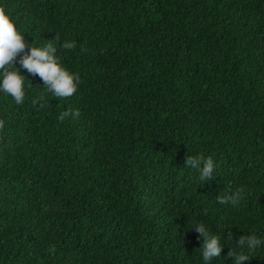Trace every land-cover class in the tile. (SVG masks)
Here are the masks:
<instances>
[{"label":"trees","instance_id":"16d2710c","mask_svg":"<svg viewBox=\"0 0 264 264\" xmlns=\"http://www.w3.org/2000/svg\"><path fill=\"white\" fill-rule=\"evenodd\" d=\"M0 6L80 77L56 99L17 63L24 103L0 91V264H206L201 222L223 245L207 264H234L229 250L264 264V244L235 242L264 240V0ZM187 155L211 157L214 178Z\"/></svg>","mask_w":264,"mask_h":264},{"label":"clouds","instance_id":"9594fccd","mask_svg":"<svg viewBox=\"0 0 264 264\" xmlns=\"http://www.w3.org/2000/svg\"><path fill=\"white\" fill-rule=\"evenodd\" d=\"M53 40L59 42V35H56ZM61 47L71 50L76 47V44L74 41H65L61 44ZM56 53V43L51 41L42 47L29 45L23 33L17 29L14 21L6 13L5 7L0 6V91L11 96L17 105L24 103V83L26 78L15 67L18 63L29 74L39 76L43 81V87L56 99H67L73 96L80 83V77L78 74L71 73L64 68ZM18 57L19 59H17ZM36 104L37 101L34 100L33 105L36 106ZM40 106H43V98L40 101ZM69 116L78 118L80 112L78 110H66L60 113L58 119L60 122H63ZM5 127V120L0 119V132H3ZM185 166L197 169L201 181L207 182L214 178L215 163L211 157L204 158L203 156L187 155ZM242 193L243 189H238L230 195L217 197V202L219 204H236L243 198ZM195 230L203 238L201 245L202 257L206 264L208 261L219 257L223 250L221 235L211 234L202 222L195 226ZM226 239L233 240L231 232L227 234ZM235 242L239 248L244 249L246 247L249 252L255 251V249L264 244V240H261L255 234L241 235ZM47 251L54 253L55 246L50 245ZM227 254L234 260V264H244L245 261L251 258L244 251L237 254L229 250Z\"/></svg>","mask_w":264,"mask_h":264}]
</instances>
